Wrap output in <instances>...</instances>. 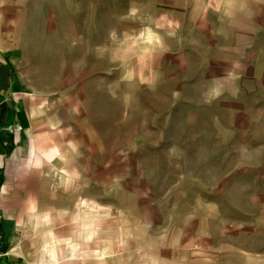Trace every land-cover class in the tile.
<instances>
[{
  "label": "rangeland",
  "instance_id": "374dc122",
  "mask_svg": "<svg viewBox=\"0 0 264 264\" xmlns=\"http://www.w3.org/2000/svg\"><path fill=\"white\" fill-rule=\"evenodd\" d=\"M120 2L28 0L0 29L55 149L32 234L42 264H264V143L212 142L202 104L231 90L237 56L178 47L173 0L168 18Z\"/></svg>",
  "mask_w": 264,
  "mask_h": 264
},
{
  "label": "crops",
  "instance_id": "0c3cea01",
  "mask_svg": "<svg viewBox=\"0 0 264 264\" xmlns=\"http://www.w3.org/2000/svg\"><path fill=\"white\" fill-rule=\"evenodd\" d=\"M24 1L28 0H0V29L23 23ZM173 1L181 35L178 47H194L197 58L204 49L222 54L218 49L226 48L237 56L236 68L244 70L230 72V91L218 92L216 85L207 90L208 97L202 99L203 108L212 114L207 135L225 146L248 140L250 148L258 147L264 143V0ZM167 2L154 3L161 7V17L168 18ZM122 5L119 0L108 8L120 14ZM35 97L15 64L0 54V264L43 263V249L33 243L32 234L55 149L50 128L40 125ZM257 126L260 139L253 134ZM204 135L198 132L196 137ZM235 228L239 233L244 230Z\"/></svg>",
  "mask_w": 264,
  "mask_h": 264
}]
</instances>
